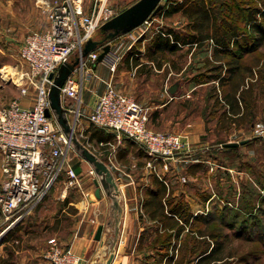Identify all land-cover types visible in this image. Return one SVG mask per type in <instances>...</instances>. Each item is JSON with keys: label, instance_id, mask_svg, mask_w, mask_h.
Segmentation results:
<instances>
[{"label": "rangeland", "instance_id": "rangeland-1", "mask_svg": "<svg viewBox=\"0 0 264 264\" xmlns=\"http://www.w3.org/2000/svg\"><path fill=\"white\" fill-rule=\"evenodd\" d=\"M36 1L38 0H34L35 3H37ZM134 1L135 0H110V3L113 7L119 9L123 8V6H126L127 4L130 5ZM226 2L227 4L232 3L233 5L234 0H226ZM20 3H22L23 5L26 4L30 8L34 7L35 10L33 0H0V106L9 104L12 100L15 99V97L21 95L22 85L27 86L28 94L31 97H33L35 93V86H31L32 84L29 83L28 76L26 75V71H28V65L23 60H21L19 56L20 43H22V40L20 39H23L24 36L26 37L28 33L34 30H45L47 27V23L44 24L42 19V25L39 27V29L37 28L31 31H29L28 29L29 32L26 34L27 30L25 29L23 20H25L26 17L27 19H29V15L26 16L27 11L24 7H22V9H19L21 5ZM114 5H116L117 7ZM156 12L158 13V11ZM38 15L40 18L45 16L44 13L40 10ZM13 18H20L22 23H13V21H11V19ZM148 19L150 21H143L142 23L145 25L141 26L142 28L146 29L147 33H152L151 29L154 26L158 27L159 25H172L175 27H184L186 26L185 23L187 24V18L181 12L175 13L170 17L168 16L167 18H164L162 14H154L152 19L147 18L146 20ZM141 27H139L135 31L134 29L128 32H121V30H118V33H114L113 28L104 29L99 26L93 33L91 40L95 41L96 45H100L101 42L107 41L111 43L113 49H116L115 52L117 53V55L121 57L119 61L120 63L117 64L116 68H114L115 71L113 72L115 75V79L112 80L115 82V85L112 83V80L109 81L112 83V86L118 91L130 94L135 97L140 103L148 105L150 107V109L149 107L147 109V114L149 115L147 126L151 129L174 132L181 135H187L188 132H190L191 134L196 133L199 128L201 129L202 133L199 135L201 144H199V146H201V148L205 147V149H203L204 151H209V155L206 159L208 168L205 169V173L198 170L196 175L185 172H182L185 175H182L181 173L179 176L178 174L176 180H178V177L179 180L175 184L173 193L179 195L181 193L180 191H183L184 196H190L191 198L193 197L195 201L193 200L194 203L192 204V206L194 208L195 206L203 207L201 209L199 208L200 210L197 213L205 214L209 212V224L205 225L201 222H197L195 223V227H204L207 231L214 229L217 234H225L224 236L222 234H219V239L222 242L224 253L226 254L225 259L220 264H264V240H262L264 239V216L260 217V213H256L255 215L259 216L257 218L260 219L256 222L255 216H246L245 218H243V221L246 220L245 222H242L246 227V231L245 237H240L235 235V232L236 230H238L237 227L240 224L239 219H241L242 216L235 215L238 214V212H235L234 209V207H239L238 205H240L241 202H248L245 203L246 207H249L253 203H256L259 197L256 194L250 193L251 191L249 190V187L253 189V187L256 186L257 190L260 193L261 190H259L258 188H261L262 185H264V85L259 83L260 79L256 80V85L254 87V90L257 93L255 94L254 98L255 103L251 108L248 107L245 110V112L247 113L246 118L242 117L236 121L230 120L222 115V108L219 106V101L217 103L215 102L216 99L211 92L210 87L213 84L211 83L213 82V80L209 79L205 82H201L202 85L199 83L200 80H197V77L199 76H205V79H208L206 75H208L209 73L217 72L215 70H209V67L215 63V55L212 51L211 45L207 43L208 40L203 46V50L199 51V49H193V52L191 53L186 50H182L183 52L181 53H183V59L180 58L179 60V56L177 57V55L174 58L173 54L171 56H167L166 54L164 55L168 63H170V59L178 63L179 61H181V59L184 61V70L178 73L167 72L166 77L164 78L165 71L168 67L165 66L164 70H160L159 72L155 71V73L150 75H148L146 72H141L140 74H136V76L129 77L128 74H124L126 62L124 64L121 63L125 59L124 53L127 54L128 45L131 44V41H133V38L138 34ZM8 36H13L14 39L19 41V44L15 42H7L6 39ZM115 37L119 38L115 40ZM137 42L138 41H135L134 43ZM136 45L140 46L141 44L137 43ZM76 57L77 51H74L71 54L70 59L75 60ZM226 57L229 58L230 54H227ZM226 57H224V59H226ZM256 57H261V61L264 62V47H262L258 52H255L254 54L244 56L243 61L246 63H252L254 62V60H256ZM207 58L210 59L208 62H206ZM146 60L147 59L144 58L143 61ZM201 61H205V63L202 64ZM94 63L100 62L96 60ZM114 69L109 68V70ZM109 72L107 70H99L95 71V74L103 77L107 83L108 77L105 76L111 74V72ZM75 75L79 77L78 72H76ZM83 78L86 77L84 76ZM95 78L96 77H94V80L89 82L90 84L88 83L86 87L84 85L82 90V103L93 101V99H95V96L105 89L106 84L104 85L101 81L96 80ZM85 80L86 79H84V82ZM176 81L180 85L177 93L170 100L167 106L163 108L162 111H160V117H158L157 120L153 119L152 112L155 109V102L152 101H155L156 98L160 95H162L163 97H167L168 86L172 85ZM191 81L193 83L196 82V88L191 89L189 87ZM225 88L228 89L227 85L223 86V89ZM27 99H30V101L32 100V98ZM23 103L27 104L30 102L25 101ZM82 103L80 107L81 116L79 118L78 125L75 131L78 138L82 142H84L92 151H94L101 159H103L104 157L102 156V152L99 148L101 145H97V143L95 142V138L92 135V133L96 131V128H92L91 126L88 127V129L92 128L89 134L86 130V134L85 132L82 134L79 133L80 125L82 126L87 124L88 118L86 116L87 114H89V112L83 110L84 105L82 106ZM72 116L75 117V113H72ZM198 117H200V119ZM201 118L204 121L203 123L201 121ZM189 123H191V125L188 127L187 125H189ZM256 136H259V140H253L249 144L242 145L238 149L239 153L233 154V157L230 160L227 159L226 161L221 162L219 159H223L222 154L217 155L216 151L214 152V149H216V147L218 146H221V144L225 141H239L245 138L251 140ZM111 149L115 150V146H111ZM205 152L203 154H205ZM132 154L133 153L127 156L129 159L127 158L123 160L117 154L116 159L120 164H122L120 165V168L124 171L123 173H125L127 182L130 183V188L128 189L129 193H131L133 197H136L137 195H142L143 193L144 188L140 183L144 180H148L149 178L146 174L147 171L145 169L143 170L142 168L140 169L137 167H132L133 169L130 170L128 168L130 162H132V164L136 162V160L133 159ZM184 154L185 153L180 155L175 154L174 156H172L173 159L171 158L170 160L172 162L168 163L167 166L171 167L173 165H176L178 167L180 163H183L181 161H183V159L185 158ZM67 159L68 162L76 168L77 178L74 182L69 184L67 176L64 175V172L60 174L57 181L51 186L50 190L48 191L49 193H47L43 197L42 201L38 205L36 214H34L35 211L31 214L36 216L37 221L43 219V222L46 223V221L49 220V213H54L57 210L63 212L66 211L68 215V220L65 221L66 223H69V219L73 221L74 218H77V214L79 213L78 209L76 211H71V206L68 205L70 206L69 210L66 208L64 209V211L62 210L61 205H58V200L63 198L62 195L63 193H65V195L69 197V200L73 202L74 200L72 193H75V191L78 190L79 186L86 187L87 185H91V178L95 177V174L92 176L90 175V173L88 172L89 167L86 170L88 162L81 157V155L75 150L73 146H70L69 148ZM233 159H236L237 162H235ZM241 159L246 160L248 163H250V166L247 167V164H243L241 162ZM240 163L242 167H239ZM223 164H227L226 167L229 170L226 169ZM124 165L127 167L125 168ZM152 165L154 167L153 163ZM180 167L181 166H179V168ZM162 169L164 168L162 167L160 170ZM167 174L168 172L164 174L166 179H171V177H168ZM184 176L187 181L185 183L180 179ZM245 181L247 182V184L243 185ZM124 182H126V180ZM136 183H138V185L140 186V191L139 188H137V190L134 189ZM230 186H232V188ZM243 187L244 189H247V192L244 194H242ZM189 192H191V194ZM204 193L210 195V198L202 201L204 199ZM120 199L122 203V197ZM197 200H199L198 203ZM108 201L110 203L109 198ZM33 208L30 210V213L34 210ZM32 218H34V216H32ZM234 219H236L235 222H233ZM219 220H223L224 224L226 225L220 226ZM5 221L6 220L4 219V215L0 212V229L2 228ZM130 222L133 225V231L131 232V238L129 242L131 243L133 242V240L134 243L137 242V247L140 253L142 251L150 252V255H145L141 258V261H139L140 264H160L161 255L158 252L159 250L156 249L157 247H154V244L156 242L154 238L158 233L157 231L153 230L152 226L154 222L150 220H136L135 223L134 221ZM230 223H234L232 225L233 227L229 226ZM188 226L185 227L178 238H172L171 243L175 242V245H181L184 249L192 246L195 236L191 231H188ZM110 228L112 230V227ZM165 228L166 227H161V229H163L160 231L162 235H165V233L168 231V229ZM139 231H141L144 235H135V233L137 234ZM3 234L4 232L0 231V239ZM43 234L44 232L39 235V238L37 240L40 241V244H42V242L47 238L46 237L44 239ZM145 237L146 239H144ZM160 241L162 242V240ZM163 243H165L166 245V241H164ZM43 245L44 246L41 253L42 257L44 258L43 255L48 244H46L45 242ZM167 251L168 252L164 256V258H162V262H165L164 264H169L171 262L168 258L171 253H173V251V260H175V258L180 259V248L179 251L171 248L167 249ZM187 254L185 256H187ZM181 261V264H196L195 258L188 260V258L185 257Z\"/></svg>", "mask_w": 264, "mask_h": 264}, {"label": "built area", "instance_id": "built-area-1", "mask_svg": "<svg viewBox=\"0 0 264 264\" xmlns=\"http://www.w3.org/2000/svg\"><path fill=\"white\" fill-rule=\"evenodd\" d=\"M83 1L38 0L47 18V27L28 33L20 44L19 56L28 65L26 75L31 86H35V93L30 103L14 99L0 106V212L8 224L36 206L61 173L65 172L69 184L77 178L75 168L67 159L69 139L54 117L45 113L52 82L49 75L62 62L74 63L60 90L76 129L81 116L84 79L95 75L93 63L106 42L86 54H83L84 45L99 26L120 12L110 0H92L91 10L85 12ZM74 51L77 57L71 60ZM117 57L115 51L108 50L101 60L114 69ZM21 92L23 96L29 95L26 85L21 86ZM147 109L132 95L115 89L108 80L86 117L99 127L113 129L118 136L125 135L140 143L153 160L180 153L184 146L182 135L148 127ZM88 172L95 174L92 167ZM43 256L47 264H86L81 255L57 239L49 241Z\"/></svg>", "mask_w": 264, "mask_h": 264}, {"label": "crops", "instance_id": "crops-1", "mask_svg": "<svg viewBox=\"0 0 264 264\" xmlns=\"http://www.w3.org/2000/svg\"><path fill=\"white\" fill-rule=\"evenodd\" d=\"M137 1L138 0H135L133 3ZM169 1L170 0H160V3L169 2ZM36 2L37 3H35L33 0L35 10L37 11L34 10V7L30 8L26 4L23 5L22 3H20L21 5L19 9H22V7H24L27 11L26 16L29 15V19H27L26 17L25 20H23V24L25 26V29L27 30L26 34L33 29H37V28L39 29V27L42 25V19H43L44 24L46 23L48 24L47 18L44 15H43L44 17L42 18L39 17L38 13H39V10L41 11V9L38 5V1ZM133 3H131L130 5H132ZM127 5L123 6V8H119L120 10L119 9L118 10L122 11L123 9L130 6V5L128 6ZM91 8H92V0H87V1L84 0L83 10L85 12H88L91 10ZM178 12L182 13L181 8H179V10H177L173 14L178 13ZM154 14L160 15L162 14V11L160 14H158L157 12H152L147 18L152 19ZM167 17L168 16H165L164 18H167ZM11 21H13V23H19V24L22 23L20 18H13L11 19ZM139 25L132 27L131 29L127 30V32L133 29L135 31L136 29H138L142 25L144 26L145 24L141 23ZM162 27L166 31L165 27H173L174 29L178 30L182 26L181 27L180 26L175 27L172 25L170 26L159 25L158 27L154 26L151 29L152 33L150 32L147 33L146 29L141 27L138 34L133 38V41H131V44L128 45L127 54L124 53L125 59L121 63V64H124L126 62L125 63L126 70L123 68L125 71L124 74H128L129 77H132V76H136V74H140L141 72H146L148 75H150V74L155 73V71L156 72H159L160 70L162 71L164 70L165 66H168L164 74V78H165L167 72L178 73L184 70V61L182 60L183 59L182 57L184 56H183V53L181 52H183L182 50L187 51L189 48V44L187 43L184 45V44H181L179 41L174 40L171 37V33L169 32H167L166 33L167 35H166ZM156 34L157 35L159 34L162 36H169V42L175 45L176 47L175 50L168 51L164 49V52H162L163 54H160L161 52H159V49H161V43L158 42L157 44L156 42L153 41V38L156 36ZM24 37L23 39H20V40L23 41ZM117 38L119 37H115V40ZM6 40L7 42H11V43L15 42L19 44L18 43L19 41L14 39L13 36L12 37L8 36ZM135 41H138L137 43L141 45L137 46L136 45L137 43H134ZM103 42H106V44H109V50H112V51L116 50V49H113V47L111 46V43L107 41H103ZM193 49L194 47H192L191 50H189L188 52L190 53L193 52ZM153 53L156 55L157 54L159 55L157 59L152 58ZM165 54L167 56H171L173 54L174 58L177 55V57L179 56V60L180 58L182 59L178 63L174 60L172 61V59L169 58L170 63H168L166 57L164 56ZM144 58H146L147 60L143 61ZM120 59L121 57L119 56L117 59L118 62L116 61V66L118 63H120L119 62ZM98 62L100 63H94L95 71H99V70L100 71L107 70L108 72L110 71L111 74H108L105 77H108V80H112V79L114 80L115 75L113 72L115 71V69L109 70L108 66L102 60L98 59ZM94 77H96L95 79L101 81L104 85L106 84V80L103 77L99 76L98 74H95L94 76H91L85 80L84 82L85 87L88 85L89 82L94 80ZM113 80H112V83L115 85V82ZM195 84L196 82L193 83L191 81V83L189 84L190 85L189 87L191 89L196 88L197 85ZM179 87H180L179 83H177V81L174 82L172 85L168 86V89H167L168 96L167 97L165 96L163 97L162 95H160L156 98L155 101H152V102H155V105H154L155 109L152 112L153 119L157 120L158 117H160V111H162V109L165 108L167 104L170 102V100L175 96ZM24 97L31 98L30 95L29 96L19 95L15 97V99H19L22 102H25V101L30 102V99H27ZM94 100L95 99H93V101L82 103V106L84 105L83 110L86 112H90L94 104ZM146 106L149 107L148 105ZM198 118L200 119V117ZM201 121L202 123L204 122L202 118H201ZM190 125L191 123H189V125L187 126L189 127ZM90 126L92 128H96V131L92 133V135L94 136L95 142L97 143V145H101L99 148H100V151L102 152V156L104 157L103 159L111 167L114 173V176L118 182V185L121 191V197H122L121 204L123 206V210L121 212V216L119 219L117 236H116V240L114 243L115 252H114V255H113V258L110 264H140L139 261H141V258L145 255H149L150 252L142 251L140 253L137 247V242L134 243V240L131 243L129 242L131 238L130 237L131 232L133 231V225L131 224L130 221H134V223L136 220L154 221L153 218H151L149 214V211H151L152 209V206H149V205L152 203V201L150 199V195H148V190L151 188H155L154 184L152 183V176L155 175L157 178L163 181L162 183H164L166 186V191H167L166 195L171 194L172 196H174L175 197L174 202H176V200L181 199L182 201L187 203L188 208L192 215L197 214V212L203 207L195 206L194 208L192 206V204L194 203L193 197L191 198L190 196H184L183 191H180L181 193L179 195L174 194L173 191L175 188V184L179 180V177H178V180H176L178 174L180 176L182 172H185V173H191L192 175L193 174L196 175L198 170L204 171L203 168L205 169L208 168L206 159L209 155L208 153L209 151L205 150L207 151L205 152L203 150L205 149V147L201 148V146H199V144H201L199 135L202 133L200 128L199 130L196 131V133L191 134L190 132H188L187 135L182 134L184 146H183L182 151L178 154L180 155V154L185 153L184 154L185 158L183 159V161H181L183 163H180L179 165L181 166L180 168L179 166L177 167L176 165L168 167L167 166L168 163L172 162L170 161L172 157H164V158L153 160L152 156H150L146 152L145 148L140 143L134 141L133 139L125 135L118 136L117 132L113 129L99 127L95 125L94 123H92L89 119H88L87 124L82 125V126L80 125L79 129L83 130V132H85L86 130L87 133L89 134L92 130V128L88 129V127ZM245 139L246 141L248 140L247 138ZM242 144L243 143H239L238 145H242ZM111 146L112 147L115 146V150L114 149L112 150ZM204 152L205 154H203ZM131 153H133L132 156H133V159L136 160V162H134V164L130 162L128 168L130 170L133 169L132 167H137L140 169L142 168L143 170L145 169L147 171L146 174L149 178L148 180H144L140 183L143 185V188H144L143 193L142 195L139 194L136 197L135 196L133 197L131 193H129L128 189L130 188L129 187L130 183L127 182V179L125 178L126 177L125 173H123L124 171L121 170L120 168V165L122 164H120L119 161L116 159L117 154L123 160V159H127L128 158L127 156H129ZM149 161H152L150 163H153L154 167L148 164ZM69 164L70 166L75 168L73 165H71V163ZM89 165L90 164L88 163V166H86V170L88 169V167L89 168L91 167ZM124 167L126 168L127 166L124 165ZM162 167L164 169L160 170ZM224 167L228 169L226 166ZM167 172H168L167 176L171 177V179L167 180L166 177L164 176V174ZM64 175H66L65 172H64ZM182 175H185V174L182 173ZM180 179L184 183L187 182L185 176ZM91 180H92L91 185L89 186L87 185L86 187L79 186L78 190L75 191V193H72L73 200H74L73 202L69 200V197L66 196L65 193H63L62 195L63 198L58 200V203H59L58 205L59 206L61 205L62 210L66 208L69 210L70 206H71L70 207L71 211H74V210L76 211L78 209L79 215L75 212L77 214V218H74L73 221L69 219V223L65 222L66 220H68V215L65 210H64L65 212L57 210L54 213H49L50 218L48 217L49 220L46 221V223L43 222L44 221L43 219L40 221H37L36 216L31 215L34 211H35L34 214H36L37 208L33 210L31 213L30 211L26 213L25 215H27V217L24 218L23 220L21 219L24 216L15 220L13 223H10V224H8L9 221H5L2 228L0 229V231L6 234L5 240H3V238L0 239V264H47L45 259L42 257L41 251L44 246L43 244L45 242L46 244H48V242L52 239H57L59 243L63 245L64 247H69L75 252H77L79 255L83 257L86 264H99L100 262H103L107 256V244L106 243L108 242L109 238L111 237V233H112L111 232L112 230L110 228L111 226L108 224V220L110 216L109 201H108V196L105 195V193L102 190L100 191L99 195L95 194L96 186L93 183V177L91 178ZM125 180L126 182H124ZM137 188H139V191H140V186L138 185V183H136L134 186L135 190H137ZM189 193L191 194V192ZM207 197H204L202 201H205L210 198V197L208 198ZM198 202L199 200H197V203ZM145 205L149 206L150 209H148V207L146 208ZM32 216H34V218H32ZM100 223L103 224L101 236H100V239H96L94 235H95L96 228L98 224ZM161 226L162 225L157 224V222H154L152 227L154 231H157L158 233H160V231L163 230L161 229ZM141 231H139L137 234L135 233V235H144ZM42 232H44L43 234L44 239L46 237L47 238L46 240L42 242V244H40V241H37V240L39 238V235H41ZM144 239H146V237Z\"/></svg>", "mask_w": 264, "mask_h": 264}, {"label": "trees", "instance_id": "trees-1", "mask_svg": "<svg viewBox=\"0 0 264 264\" xmlns=\"http://www.w3.org/2000/svg\"><path fill=\"white\" fill-rule=\"evenodd\" d=\"M170 1L161 3L162 6L158 10V14L162 11L163 17L171 16L181 8L182 14L187 18V24L185 23L186 26L178 30L173 27H165V31L162 27L163 31L165 34L167 32L171 33V37L181 44L185 45L188 43L189 48L187 51L191 50L192 47H194L195 50H203V46L208 40L207 43L211 45L215 55V63L209 67V70H215L217 72L206 75L208 79H205V76H199L197 80H200L199 83L201 85V82H205L209 79L213 80V82H211L213 84L210 87L211 92L216 99L215 102L217 103L219 101V106L222 108V115L230 120L236 121L242 117L246 118L247 113L245 110L248 107L251 108L255 103L254 98L257 93L254 87L256 85V80L260 79L259 83L264 85V62L261 61V57H256V60L252 63L243 61L244 56L254 54L264 47V0H234L233 5L232 3L227 4L226 0ZM153 41L157 44L158 42L161 43V49H159V52H161L160 54H163L162 52H164V49L173 51L176 48L175 45L169 42V36L156 34ZM227 54H230L229 58L226 57ZM158 56V54H152L153 59H157ZM224 57H226V59H224ZM209 60L210 59L207 58L206 62ZM201 63L203 64L205 61H201ZM224 85H227L228 89H223ZM258 138L259 136L251 140L248 139L242 145L249 144L253 140H259ZM223 143L221 146L214 149L217 155L222 154L223 159H219L221 162L227 159L230 160L233 154H238V149L242 146H224ZM233 160L237 162L236 159ZM241 162L245 165L247 164V167L250 166V163L246 160H242ZM223 165L226 166L227 164ZM239 167H242L241 163ZM203 170L205 173V168H203ZM162 182L161 179L153 175L152 183L155 188L148 190V195H150L152 201L150 205L148 204L152 206L151 211H149L150 217L153 218V222H157V224L162 225L161 227H166L165 229H168L165 235L157 233L154 238L156 241L154 247H157L156 249L159 250L158 252L161 255L160 264L165 263L162 262V258H164L169 248L177 251H179L180 248L181 251L180 259L175 258V260H173L174 251L171 253L168 258L169 261H171L169 264H181V260L185 257H187L188 260L195 258L196 264L222 263L226 254L224 253L222 242L219 239V234L223 236L225 234H217L214 229L207 231L204 227H195V223L197 222H201L205 225L209 224V212L192 215L187 203L181 199L174 202V196L171 194L166 195V186ZM246 184L247 182L245 181L243 185ZM230 187L232 188V186ZM258 189L261 190L260 193L256 186H254L253 189L249 187L250 193L256 194L259 197L256 203L246 207L245 203L248 202H239V207H234L235 212H238V214L235 215L242 216V218L239 219L240 224L237 227L238 230L235 232L237 236L245 237L246 227L242 222L246 220L243 221V218L246 216H255L256 222L260 220L257 217L264 216V185ZM246 192L247 189L243 187L242 194ZM203 196L209 197L210 195L204 193ZM40 202L33 208L34 210L38 207ZM145 206L150 209L149 206ZM258 212L260 213L259 216L255 215ZM26 217L27 215L21 220ZM235 220L236 219H234L233 222H235ZM219 222L220 226L226 225L223 220H219ZM233 224L234 223H230L229 226L233 227ZM186 226H188V231H191L195 237L193 245L184 249L181 245H175V242H173L174 244L171 243V240L172 238H178ZM5 235L6 234H4L1 239L3 238V240H5ZM160 240H162V242ZM164 241H166V245L163 243ZM186 254L187 256H185Z\"/></svg>", "mask_w": 264, "mask_h": 264}, {"label": "water", "instance_id": "water-1", "mask_svg": "<svg viewBox=\"0 0 264 264\" xmlns=\"http://www.w3.org/2000/svg\"><path fill=\"white\" fill-rule=\"evenodd\" d=\"M160 0H138L129 7L120 11L113 18L101 25V28H113L114 33L126 32L134 26L139 25L147 19L152 13L161 8ZM96 47V42L89 39L84 45L83 54ZM109 50V44H106L99 53L98 59L101 60L104 54ZM74 63L62 62L54 73H50L52 82L48 90L49 106L45 109L48 116H53L63 133L69 139L70 145L83 157L95 172L93 183L96 186L95 194L99 195L102 190L110 199V216L108 224L112 227L111 237L107 244V256L99 264H110L114 255V243L117 236L119 219L123 206L121 204V191L118 182L111 171L109 165L92 151L84 142H82L73 127L68 115V107L62 102L61 86L66 77L72 72ZM246 139L240 141H227L225 146H236L244 143ZM103 224H98L94 237L100 239Z\"/></svg>", "mask_w": 264, "mask_h": 264}]
</instances>
